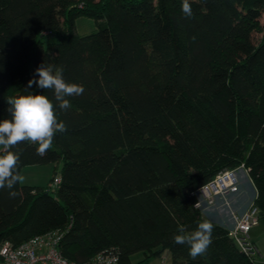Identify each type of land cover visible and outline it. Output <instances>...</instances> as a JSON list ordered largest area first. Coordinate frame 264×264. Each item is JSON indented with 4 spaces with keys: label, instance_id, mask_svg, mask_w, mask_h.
I'll return each mask as SVG.
<instances>
[{
    "label": "trees",
    "instance_id": "trees-1",
    "mask_svg": "<svg viewBox=\"0 0 264 264\" xmlns=\"http://www.w3.org/2000/svg\"><path fill=\"white\" fill-rule=\"evenodd\" d=\"M182 2L0 0V120L10 118L8 97L56 103L52 90L27 87L41 64L84 89L67 97L68 110L56 106L67 131L44 157L29 142L12 149L20 174L61 168L47 188L18 183L14 198L0 189V247L58 230L60 251L77 264L102 252L117 264L164 253L172 264H255L203 215L196 193L243 166L264 219V0H189L190 18ZM79 17L96 32L79 35ZM204 220L212 243L192 259L173 238Z\"/></svg>",
    "mask_w": 264,
    "mask_h": 264
},
{
    "label": "clouds",
    "instance_id": "clouds-1",
    "mask_svg": "<svg viewBox=\"0 0 264 264\" xmlns=\"http://www.w3.org/2000/svg\"><path fill=\"white\" fill-rule=\"evenodd\" d=\"M181 8L186 18L193 16L189 0H183ZM35 73L38 79L34 76L28 81L27 87L31 88L35 84L41 89L52 90L56 103L46 95L31 92L6 100L10 118L0 120V189L7 188L10 198L17 196L14 189L24 180L18 170L20 154L12 149L20 143L29 142L38 145L36 154L44 157L52 147L54 136L67 131L66 124L58 120L56 106L61 111L68 110L71 104L67 97L79 96L84 91L81 85L66 82L62 69L54 65L41 64ZM212 231L213 224L204 220L192 232L180 226L178 232L181 234L175 235L173 239L176 244H187L189 256L196 259L207 252L212 243Z\"/></svg>",
    "mask_w": 264,
    "mask_h": 264
},
{
    "label": "built area",
    "instance_id": "built-area-1",
    "mask_svg": "<svg viewBox=\"0 0 264 264\" xmlns=\"http://www.w3.org/2000/svg\"><path fill=\"white\" fill-rule=\"evenodd\" d=\"M241 170L249 173L243 166L226 170L218 174L212 182L201 187L196 193L199 199L197 207L201 209L204 201H211L215 196L238 193ZM59 181L57 177L54 183ZM260 222V210L253 202L246 211L236 217L235 226L229 231L240 250L249 257L254 256L256 252L250 233ZM62 237L63 232L55 230L37 235L18 246L6 241L0 247V258L6 264H77L65 258L60 251ZM118 261V255L102 252L87 264H117Z\"/></svg>",
    "mask_w": 264,
    "mask_h": 264
},
{
    "label": "crops",
    "instance_id": "crops-1",
    "mask_svg": "<svg viewBox=\"0 0 264 264\" xmlns=\"http://www.w3.org/2000/svg\"><path fill=\"white\" fill-rule=\"evenodd\" d=\"M239 173V179L246 182V187L239 193H227L226 195H218L213 197L211 201H204L202 206L203 215L215 224H218L227 230H231L235 226L236 217L242 214L253 203L257 196L255 185L246 174ZM262 226L260 227V225ZM256 252L254 255L255 264H264V219L259 225L252 229L250 233ZM137 256V257H136ZM143 258L141 254L133 257V262H138ZM170 254L164 253L162 256H154L144 264H172Z\"/></svg>",
    "mask_w": 264,
    "mask_h": 264
},
{
    "label": "rangeland",
    "instance_id": "rangeland-1",
    "mask_svg": "<svg viewBox=\"0 0 264 264\" xmlns=\"http://www.w3.org/2000/svg\"><path fill=\"white\" fill-rule=\"evenodd\" d=\"M260 22L264 26V15L260 18ZM76 31L81 36L92 34L96 32L95 22L92 19H89L86 17H79L76 20ZM260 36L261 34L259 33L255 34L256 38ZM53 40L54 38L50 39V41H53ZM60 168H61V165H58L57 163L47 164V165L27 166L23 168L21 171V175L24 177V180L23 182H21V185H29V186L47 188L50 185L51 178L56 177ZM241 171H243L242 173L246 174V176L248 177V174H249L248 172L244 170H241ZM244 187H246V182L243 181V179L239 180V192H240V189L242 190ZM261 226L262 224L260 225V227ZM140 256L141 254H138V257ZM169 260L171 259L169 258ZM0 264H6V263H4L3 261H0Z\"/></svg>",
    "mask_w": 264,
    "mask_h": 264
}]
</instances>
